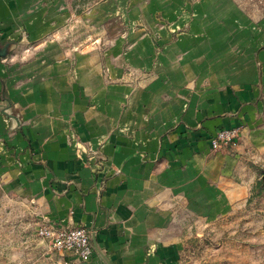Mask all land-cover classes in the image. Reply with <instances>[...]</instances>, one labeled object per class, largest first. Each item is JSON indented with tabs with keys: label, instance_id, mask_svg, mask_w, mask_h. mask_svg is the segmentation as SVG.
Returning a JSON list of instances; mask_svg holds the SVG:
<instances>
[{
	"label": "crops",
	"instance_id": "crops-1",
	"mask_svg": "<svg viewBox=\"0 0 264 264\" xmlns=\"http://www.w3.org/2000/svg\"><path fill=\"white\" fill-rule=\"evenodd\" d=\"M10 2L0 39L27 49ZM134 7L104 49L72 58L44 41L24 74L0 60V193L40 221L90 231L91 258L66 264H179L192 212L216 215L247 193L240 156L212 139L264 122V21L257 32L231 0ZM5 97L22 120L13 136Z\"/></svg>",
	"mask_w": 264,
	"mask_h": 264
},
{
	"label": "rangeland",
	"instance_id": "rangeland-1",
	"mask_svg": "<svg viewBox=\"0 0 264 264\" xmlns=\"http://www.w3.org/2000/svg\"><path fill=\"white\" fill-rule=\"evenodd\" d=\"M231 2L257 32L263 29L264 0ZM9 6L22 37H28L24 40L28 48L24 49L21 41L0 39V50L5 53L0 60L7 73L14 68L24 74L25 66L41 55L34 46L44 41L56 42L72 58L87 47L106 48L120 36L107 34L108 28L129 26L122 15L134 11L135 0H12ZM234 50L242 53L238 46ZM5 100L8 106L2 112L13 136L22 120L12 111V102L7 97ZM239 129L233 143L216 151L227 148L240 156L244 171L239 184L247 190L245 199L237 206H224L213 216L192 212L187 218L185 250L179 264H264V175L253 167L264 170V122L245 132ZM71 146L79 154L86 150L77 139ZM8 149L0 138V157ZM28 206L32 205L0 193V264H66L65 256L51 251L37 235L40 220Z\"/></svg>",
	"mask_w": 264,
	"mask_h": 264
},
{
	"label": "built area",
	"instance_id": "built-area-1",
	"mask_svg": "<svg viewBox=\"0 0 264 264\" xmlns=\"http://www.w3.org/2000/svg\"><path fill=\"white\" fill-rule=\"evenodd\" d=\"M239 134V128L219 131L212 139V148L218 150L223 145L233 143ZM36 232L51 251L73 256L82 261L89 260L93 255L91 234L84 227L65 228L43 220L38 223Z\"/></svg>",
	"mask_w": 264,
	"mask_h": 264
},
{
	"label": "trees",
	"instance_id": "trees-1",
	"mask_svg": "<svg viewBox=\"0 0 264 264\" xmlns=\"http://www.w3.org/2000/svg\"><path fill=\"white\" fill-rule=\"evenodd\" d=\"M255 168V170H257V172L261 175H264V170H262L261 168H258L257 166H253Z\"/></svg>",
	"mask_w": 264,
	"mask_h": 264
},
{
	"label": "water",
	"instance_id": "water-1",
	"mask_svg": "<svg viewBox=\"0 0 264 264\" xmlns=\"http://www.w3.org/2000/svg\"><path fill=\"white\" fill-rule=\"evenodd\" d=\"M4 55H5V53L0 50V56H4Z\"/></svg>",
	"mask_w": 264,
	"mask_h": 264
}]
</instances>
